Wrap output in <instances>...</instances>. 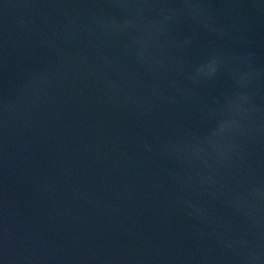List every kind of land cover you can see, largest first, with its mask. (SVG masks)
Listing matches in <instances>:
<instances>
[{"label": "water", "instance_id": "obj_1", "mask_svg": "<svg viewBox=\"0 0 264 264\" xmlns=\"http://www.w3.org/2000/svg\"><path fill=\"white\" fill-rule=\"evenodd\" d=\"M0 264H264V0H0Z\"/></svg>", "mask_w": 264, "mask_h": 264}]
</instances>
